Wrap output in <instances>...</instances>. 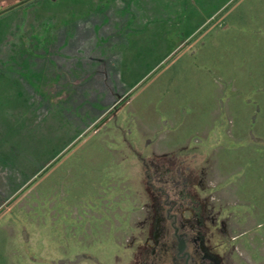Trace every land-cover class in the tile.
Wrapping results in <instances>:
<instances>
[{
  "label": "rangeland",
  "instance_id": "1",
  "mask_svg": "<svg viewBox=\"0 0 264 264\" xmlns=\"http://www.w3.org/2000/svg\"><path fill=\"white\" fill-rule=\"evenodd\" d=\"M167 213L264 264V0H0V264H162Z\"/></svg>",
  "mask_w": 264,
  "mask_h": 264
},
{
  "label": "flooded vegetation",
  "instance_id": "2",
  "mask_svg": "<svg viewBox=\"0 0 264 264\" xmlns=\"http://www.w3.org/2000/svg\"><path fill=\"white\" fill-rule=\"evenodd\" d=\"M176 221L172 213L156 220L154 237L159 251L157 255L155 249L152 252L160 263L166 260L164 264H234L230 255L222 257L211 251L197 233H191L193 226L188 221L179 219L178 224Z\"/></svg>",
  "mask_w": 264,
  "mask_h": 264
}]
</instances>
